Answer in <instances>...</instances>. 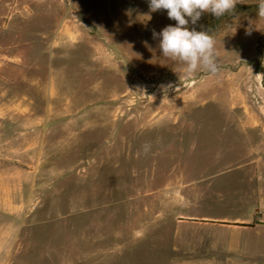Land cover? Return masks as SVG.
Wrapping results in <instances>:
<instances>
[{
	"label": "rangeland",
	"instance_id": "374dc122",
	"mask_svg": "<svg viewBox=\"0 0 264 264\" xmlns=\"http://www.w3.org/2000/svg\"><path fill=\"white\" fill-rule=\"evenodd\" d=\"M258 2L187 75L149 0H0V264H264Z\"/></svg>",
	"mask_w": 264,
	"mask_h": 264
},
{
	"label": "clouds",
	"instance_id": "9594fccd",
	"mask_svg": "<svg viewBox=\"0 0 264 264\" xmlns=\"http://www.w3.org/2000/svg\"><path fill=\"white\" fill-rule=\"evenodd\" d=\"M238 3L239 0H149L150 11L167 10L168 18L176 21L175 26L168 25L159 33L153 30L161 55L184 65L187 75L199 68L215 75L218 65L214 38L207 31L189 30L187 25L197 24L205 13L219 18L233 11ZM257 15L264 18V0L258 2Z\"/></svg>",
	"mask_w": 264,
	"mask_h": 264
},
{
	"label": "crops",
	"instance_id": "0c3cea01",
	"mask_svg": "<svg viewBox=\"0 0 264 264\" xmlns=\"http://www.w3.org/2000/svg\"><path fill=\"white\" fill-rule=\"evenodd\" d=\"M221 221H226V220H221ZM231 224L235 225L236 227L239 225H245L244 223H247V221L245 219H234V220H228ZM240 228V227H237ZM241 229V228H240ZM243 229V228H242ZM244 229H248V228H244Z\"/></svg>",
	"mask_w": 264,
	"mask_h": 264
}]
</instances>
